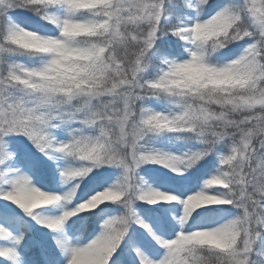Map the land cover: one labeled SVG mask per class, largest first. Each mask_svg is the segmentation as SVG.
<instances>
[{
	"label": "snow or ice",
	"instance_id": "snow-or-ice-1",
	"mask_svg": "<svg viewBox=\"0 0 264 264\" xmlns=\"http://www.w3.org/2000/svg\"><path fill=\"white\" fill-rule=\"evenodd\" d=\"M2 264H264V0H0Z\"/></svg>",
	"mask_w": 264,
	"mask_h": 264
},
{
	"label": "trees",
	"instance_id": "trees-1",
	"mask_svg": "<svg viewBox=\"0 0 264 264\" xmlns=\"http://www.w3.org/2000/svg\"><path fill=\"white\" fill-rule=\"evenodd\" d=\"M0 264H2V260H0Z\"/></svg>",
	"mask_w": 264,
	"mask_h": 264
}]
</instances>
